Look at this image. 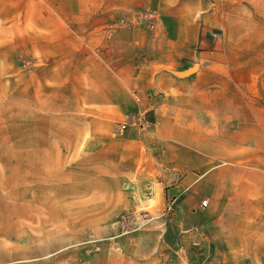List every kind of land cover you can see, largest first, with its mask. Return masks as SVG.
I'll list each match as a JSON object with an SVG mask.
<instances>
[{
    "label": "crops",
    "instance_id": "crops-1",
    "mask_svg": "<svg viewBox=\"0 0 264 264\" xmlns=\"http://www.w3.org/2000/svg\"><path fill=\"white\" fill-rule=\"evenodd\" d=\"M137 7L155 23L113 21ZM7 17L21 191L63 210L54 240L109 238L154 194L165 217L107 257L264 264V0H0Z\"/></svg>",
    "mask_w": 264,
    "mask_h": 264
},
{
    "label": "rangeland",
    "instance_id": "rangeland-1",
    "mask_svg": "<svg viewBox=\"0 0 264 264\" xmlns=\"http://www.w3.org/2000/svg\"><path fill=\"white\" fill-rule=\"evenodd\" d=\"M207 2L213 0H206ZM150 10L137 7L129 10L113 21L119 22L138 18V11ZM20 18H0V23L9 24ZM156 17H154L155 23ZM20 24V23H19ZM138 25H148L142 22ZM15 29V28H14ZM13 29V30H14ZM17 33V32H15ZM10 35V33L8 32ZM14 34V33H13ZM1 35V34H0ZM7 53H0V264H120L122 257L116 255L107 257V248L114 250L115 254L120 250L119 238L130 235L133 232L152 228L155 221L164 213L163 205L159 204L154 194H149L146 201L136 209L126 210L118 217L119 230L106 239H98L102 235H93L78 240L56 239L63 237L64 231H69L67 220L62 219V209L44 208L45 202L34 201L36 193H23L21 191V167H20V97L11 98L10 82L6 80L10 75L20 73V60L16 65L4 63ZM15 89V87H13ZM17 88V87H16ZM52 211L56 216V224L48 223L52 220ZM126 215L125 221L121 219ZM145 225L136 229V226L146 220ZM163 222L158 227L164 230ZM124 236H118V234ZM134 234V233H133ZM167 234V233H166ZM178 230L172 231V241H176ZM87 238V239H86Z\"/></svg>",
    "mask_w": 264,
    "mask_h": 264
},
{
    "label": "built area",
    "instance_id": "built-area-1",
    "mask_svg": "<svg viewBox=\"0 0 264 264\" xmlns=\"http://www.w3.org/2000/svg\"><path fill=\"white\" fill-rule=\"evenodd\" d=\"M138 18H132V19H128L126 20L125 18H122L120 20V24L121 25H130V24H141L143 21L144 22H149L150 25L154 24V17H156L154 15L153 11L150 10H141L138 11ZM128 127V123L127 122H117L115 124V131L118 133H123L125 131V129ZM209 205V198L208 197H203L200 201V208L202 209H206L207 206ZM127 218V216L124 214L122 215L121 219H123V221H125ZM149 220L151 219H146L142 222H140L137 226L136 229L142 227L143 225H145Z\"/></svg>",
    "mask_w": 264,
    "mask_h": 264
},
{
    "label": "water",
    "instance_id": "water-1",
    "mask_svg": "<svg viewBox=\"0 0 264 264\" xmlns=\"http://www.w3.org/2000/svg\"><path fill=\"white\" fill-rule=\"evenodd\" d=\"M196 67H197V66H194L193 68H191V69L187 70V71H186V72H184L183 74H188V73H190V72L194 71V70L196 69Z\"/></svg>",
    "mask_w": 264,
    "mask_h": 264
}]
</instances>
